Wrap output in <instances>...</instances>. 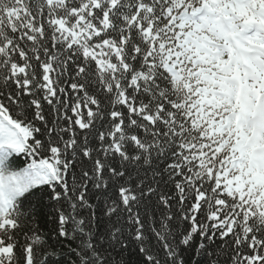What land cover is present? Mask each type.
Instances as JSON below:
<instances>
[{"label": "snow or ice", "instance_id": "6c2138e0", "mask_svg": "<svg viewBox=\"0 0 264 264\" xmlns=\"http://www.w3.org/2000/svg\"><path fill=\"white\" fill-rule=\"evenodd\" d=\"M0 264H264V0H0Z\"/></svg>", "mask_w": 264, "mask_h": 264}]
</instances>
